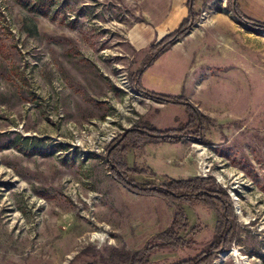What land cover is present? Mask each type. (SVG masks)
I'll return each instance as SVG.
<instances>
[{
    "label": "rangeland",
    "instance_id": "rangeland-1",
    "mask_svg": "<svg viewBox=\"0 0 264 264\" xmlns=\"http://www.w3.org/2000/svg\"><path fill=\"white\" fill-rule=\"evenodd\" d=\"M169 7L0 0V264H137L146 247L148 264H181L212 243L214 211L136 194L107 158L133 128L180 130L188 121L183 106L147 98L135 81L150 45L179 26L146 49L126 40L134 24ZM194 11L187 40L154 60L141 87L184 97L208 118L205 128L175 143L126 148L123 160L137 172L129 182L211 179L235 222L210 264H264V32L240 24L227 0H195ZM179 208L187 246L172 248L154 237Z\"/></svg>",
    "mask_w": 264,
    "mask_h": 264
},
{
    "label": "trees",
    "instance_id": "trees-1",
    "mask_svg": "<svg viewBox=\"0 0 264 264\" xmlns=\"http://www.w3.org/2000/svg\"><path fill=\"white\" fill-rule=\"evenodd\" d=\"M230 10L237 18V21L249 31L255 33L264 32V22L257 21L247 16L241 9L238 0H227ZM188 15L182 20L179 27L172 33L166 35L160 42L152 44L149 47V55L146 58L142 69L136 76V89L147 98L159 100L166 104L183 106L188 115V121L180 130H159L151 125L145 124L143 129L133 128L125 133L121 140L115 143L109 150L108 162L111 170L117 178L124 183L130 190L139 195L153 196L165 200L168 204L174 206L175 202L190 203L192 201L209 208L216 214L215 230L216 234L212 243L204 249L200 257L191 262L181 264H210L214 253L222 248H227L230 238L233 235V226L235 217L232 207L224 190L219 189L213 184L211 179L193 177L186 180H175L166 178L160 186H140L129 182L128 175L137 174L135 169H129L123 160L126 148L137 149L146 143L170 142L175 143L186 137L183 133L188 130H195V133L201 136L204 130L205 121L208 119L196 113L194 107L185 101L182 96H164L150 93L142 89L141 77L143 72L154 62V60L163 54L169 47L179 42L194 26L198 19V14L194 11L195 0H187ZM190 138V137H189ZM194 138V137H193ZM220 206L219 211L217 206ZM188 229V219L182 209H177L173 216L171 227L154 238L163 245L172 248H183L187 243L178 235L177 231H186ZM195 232V229H193ZM153 247H146L137 251L134 256H139L137 264H148L147 257ZM141 258L143 260H141Z\"/></svg>",
    "mask_w": 264,
    "mask_h": 264
},
{
    "label": "crops",
    "instance_id": "crops-1",
    "mask_svg": "<svg viewBox=\"0 0 264 264\" xmlns=\"http://www.w3.org/2000/svg\"><path fill=\"white\" fill-rule=\"evenodd\" d=\"M238 1L244 13L264 22V0H246L249 3L246 7L241 0ZM186 2L187 0H170V7L166 13H151L150 20L134 24L126 33L128 43L136 50L146 49L150 44L174 31L188 15ZM187 38L188 36L172 47L182 44Z\"/></svg>",
    "mask_w": 264,
    "mask_h": 264
}]
</instances>
